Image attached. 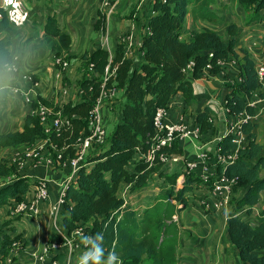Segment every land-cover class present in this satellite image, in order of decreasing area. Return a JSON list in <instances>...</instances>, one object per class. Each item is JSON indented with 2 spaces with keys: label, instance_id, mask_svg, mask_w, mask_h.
<instances>
[{
  "label": "trees",
  "instance_id": "16d2710c",
  "mask_svg": "<svg viewBox=\"0 0 264 264\" xmlns=\"http://www.w3.org/2000/svg\"><path fill=\"white\" fill-rule=\"evenodd\" d=\"M149 1L151 12H147L145 17L146 33L140 38L137 48V52L141 54L140 61H135L134 52L128 51L129 55H127L128 49L123 43H118L113 50L112 65L117 67L116 88L124 96L119 121L113 133L107 137L105 145L88 158L87 163L90 167H81L74 184L67 187L59 222L62 230L67 234L78 227H82L88 236L103 233L105 258L109 251H114L120 264L144 262L176 264L175 226L172 222L174 207L171 205L172 209L165 208L162 212L155 209L151 216L138 221L135 212L124 204L123 199L118 195L119 187L122 184L131 185V188L143 187L152 172V166L134 158L137 154H145L150 147L156 110L164 109L170 98L176 94H181L187 104L194 103L188 75L190 74L194 79L200 78L208 64L210 65L208 71L216 73L221 68L217 61L223 63L229 57L238 56L234 50L237 34L235 25L228 28L231 39L227 43L209 29L191 32L189 40L181 39L182 27L187 15L190 13L195 19H209L207 15L202 14V10L217 0ZM236 2L244 10L253 11L252 5L257 3L259 9L264 0H236ZM8 23L7 15L0 10V32L8 27ZM104 23L105 16L98 12L95 29L99 30ZM46 29L58 37L64 51L69 49L70 37L61 34L53 20L47 22ZM10 45L9 40L0 41L1 71L5 70V66L12 65ZM108 57V52L102 48L81 56L78 69L84 73L83 79L78 84L82 94L80 102L77 104L68 102L62 106L65 116L74 117L66 131L60 136L53 133L46 135L38 117L35 114L28 115L20 132L0 134V151L21 146L32 147L38 141H50L62 151L60 164L67 157H72L78 136L81 132L87 133L86 119L100 92V78ZM190 62H193L194 66L190 73L186 74L185 70ZM91 64L94 78L89 80L85 77L86 74H90ZM238 65L239 80L230 85V91L225 97V107L230 116L246 114L253 120L240 125L247 141L244 147L237 148L231 142L232 136H226L218 142L217 148L221 155L236 154V159L223 167H217L216 173L237 179L232 197L238 190L239 197L234 203L232 202L233 208L235 211L251 215L254 207L259 203L261 193L264 194V155L256 133L261 112L257 106H250L247 103V98L258 90L259 84L255 64L246 52L243 53ZM11 86V82L0 83V103L6 101ZM39 102L43 104L45 101ZM37 105V101L31 102L34 110ZM210 117L211 111L208 108L203 109L195 117V123L202 135L212 129ZM55 157L54 152L52 158ZM128 166L132 167L127 169ZM0 178H10L8 182L0 185V209L9 205L12 200L19 201L20 196L25 195L32 184H38L17 174L6 160L0 162ZM193 184H202L208 188L210 185L203 183L198 177V172L195 171L184 179L180 189L175 191L173 186L168 190L164 199L172 198L179 204H186L184 194L191 191ZM166 204L167 208L170 207L169 203ZM168 220L171 224L166 223ZM11 221L6 220L0 225V264H4L13 243L16 241L24 243L21 235L12 236L16 229ZM227 235L228 242L237 250L241 262L264 264V206L255 226L238 215L230 217ZM50 241H59V238L52 234ZM63 257V253H59L57 260L61 263Z\"/></svg>",
  "mask_w": 264,
  "mask_h": 264
},
{
  "label": "crops",
  "instance_id": "0c3cea01",
  "mask_svg": "<svg viewBox=\"0 0 264 264\" xmlns=\"http://www.w3.org/2000/svg\"><path fill=\"white\" fill-rule=\"evenodd\" d=\"M125 1L112 0L110 2L112 11L108 14V8L103 6L101 0H91L88 5L78 0L76 2L77 11L73 6L62 4L59 0H0V10L5 12L9 20L8 27L0 32V41L9 40L11 42L10 54L13 60L10 70L0 72V83H12L6 101L0 103V134L20 132L25 117L33 114L31 104L24 102L25 94L31 101H45L43 104L53 111L61 109L65 102L73 104L80 102L78 84L83 79L84 72L78 69L81 59H78L77 46L86 45L89 41L92 43L90 47L92 49L84 53L90 54L99 48L107 51L102 45L104 39L107 38L111 51V48L114 50L120 43V38L130 36L132 42L129 45V51L134 52L133 58L136 62L140 61L141 54L137 52V48L140 38L146 33L145 17L150 11L151 2L148 0L145 6L147 0H138L134 5L131 0ZM124 2L129 12L118 14L114 30H111L110 17ZM189 9L191 10V6ZM252 9L253 11L244 10L236 0H217L202 10V14L207 15L209 19H195L190 13L187 15L182 27V40H189L190 33L193 31L201 32L209 29L216 32L222 41L227 43L231 39L228 33L229 26L237 27L234 47L237 58L229 57L216 73H210L208 69H204L201 77L196 79L189 74L187 79L192 85L194 103L187 104L181 94H176L170 98L165 107L164 120L166 123H181L190 130L197 126L196 115L208 108L211 111L212 129L207 134H201L198 140L178 141L169 153L179 155L182 161L153 165L152 172L143 187L131 188V185L125 184L119 187L118 195L123 199L124 204L135 212L138 221L151 216L155 209L162 212L165 208L170 210L174 207L172 222L175 226L176 244L179 243V248H177L178 245L175 247L176 264H244L238 258L237 250L228 242V220L238 215L250 224L253 222L254 224L251 225L255 226L258 224L256 216L260 217L264 206V194L261 193L259 203L254 207L251 215L235 211L231 201L228 206L214 210L215 199L209 188L202 184H193L191 191L184 194L186 200L184 205L172 198L164 199L168 190L173 186L175 191L180 189L184 179L191 174L186 171L185 162L204 158L203 163L213 165L216 145L227 135L234 120L227 113L224 102L230 91V85L239 80L238 63L243 53L246 52L253 60L255 69L264 67V5L258 9L257 3L253 4ZM98 12L105 16V23L103 27L96 30L94 25ZM50 19L55 22L61 34H67L70 37V47L67 51L61 48L58 37L46 29V24ZM80 32H84V36H80ZM112 34H115L116 38L111 39ZM59 57L68 62L66 68L56 64L55 60ZM85 78L92 80L94 75L86 74ZM258 84V90L248 97L247 101H260L256 106L263 113L264 77L261 82L258 81ZM62 90L67 92L65 96ZM113 112L115 111L112 104L103 108L104 116H111L110 119L104 118L107 136L110 131L109 128L107 129L108 126L106 127V122L110 124L111 121L116 122L117 120ZM246 142L245 138L241 147H244ZM42 143L38 141L32 147L21 146L0 151V162L6 160L17 174L35 183L47 181L49 184L47 201L34 202V191L37 184H32L28 192L20 196L19 201L12 200L9 205L0 209V225L6 220H12V226L16 229L12 236L21 235L24 240L23 245L17 249L16 256L9 252L4 264H35L32 255L39 252L53 234L50 209L59 199L61 185L67 171L64 163H47L54 154L52 150H49L47 155V148L52 149L51 145L46 144L39 152L38 161L40 162L29 157V153ZM134 159L140 160V154H137ZM132 166H128L127 169ZM9 179L0 178V185L8 182ZM20 201L34 202L37 214L13 217L6 213V210L8 211ZM166 203H169L170 207L167 208ZM166 223L171 224V221L168 220ZM85 252H77L74 257L76 260L72 259L70 263L79 264ZM61 264H64L63 261Z\"/></svg>",
  "mask_w": 264,
  "mask_h": 264
},
{
  "label": "built area",
  "instance_id": "2783aa9c",
  "mask_svg": "<svg viewBox=\"0 0 264 264\" xmlns=\"http://www.w3.org/2000/svg\"><path fill=\"white\" fill-rule=\"evenodd\" d=\"M101 2L104 7L108 8V14L111 13L112 7L110 0H101ZM131 42L132 40L130 36L123 37L120 40V43L125 44L126 48L128 49L126 50L127 55H129L128 51L130 50L129 45L131 44ZM102 45L106 47L109 57L100 78V92L95 98L93 105L88 112V117L86 119L87 133L81 132V134L77 138L75 146L73 147V156L67 157V159L63 162L66 167L67 175L65 177V180L62 182L59 199L50 209V215L53 223V234H55V236L59 238V241L49 240L45 243V245L39 252L34 253L32 255V259L35 264H61L57 260V256L59 253H63L64 264H71L70 261L72 260L75 253L79 251H88V247L82 242V237L88 236L85 234L83 228L78 227L74 231L67 234L62 230L59 222L62 206L64 204L63 197L67 187L74 184L77 178V173L81 167L89 168L87 167V165H90L87 163L88 158L94 151L100 149L105 145L106 139L108 137L104 126L103 108L106 105H111L114 103L111 102L112 100L117 99L119 90L116 88L117 67L112 65L113 54L110 52L107 38L104 39ZM209 56H211V54H209ZM55 62L57 65L62 66V68H66L68 66V62L64 58H56ZM223 63L221 61H217V64L220 66H222ZM193 66L194 63L190 62L185 70V73H190V70ZM4 68L5 70H10L12 68V65H7ZM92 68L93 65H89L90 73ZM205 69L210 70V65H206ZM255 70L257 73L258 81L261 82L264 77V67H257ZM66 93L67 92L65 90H62V94L64 96L66 95ZM78 95L81 99L82 94L80 91L78 92ZM24 102L26 104H31L32 102L27 94L24 95ZM258 102L260 101L250 100L247 103L250 106H256ZM66 103L68 102H65V104ZM37 104L38 105L36 109H33L32 111L33 114L38 117L39 122L43 125L46 135L53 133L56 136H60L62 132L66 131L70 127L71 120L74 117L69 118L65 116L62 112V107L61 109L53 111L39 101H37ZM164 113L165 108L156 110L153 117L154 130L150 141V147L145 154H140V160L145 161L150 167L153 165H164L169 162L178 163L182 161V158L179 155H172L168 151L171 150L174 145L180 140H198L201 136V132L198 126L190 130L187 126L181 123H166L164 120ZM232 117L234 118V120L232 121L226 136H232L231 142L235 144L237 148H241L242 143L245 140V136L240 129V125L242 123L249 122L252 118L246 114ZM209 121H212L211 118H209ZM40 142L43 143L36 149L31 151L29 153V157H31L32 160L36 162H40L38 161V159H40L39 152L45 147L46 144H48L51 145L52 149L47 148V155L49 154V150H52L56 153V157L49 158L47 163L52 164L54 162H57L58 164H60L59 160L62 151L57 149L50 141ZM235 159L236 154H232L229 156L221 155L216 145L215 160L212 166L203 163L205 162L204 158H201L197 161H187L184 163V167L188 173L198 171L199 179L205 184L210 183L209 191L215 199L214 210L220 209L230 204L233 189L237 184L236 178H228L222 173L218 175L216 173L217 167H223L226 164L232 163ZM48 185L49 184L47 183V181L38 182L34 191V202H44L49 199ZM34 202H16L13 207H10L8 211L6 210V213L13 217L16 215L25 214L35 216L37 214V211L34 206ZM22 245V241H16L15 243H13L9 251L10 254L16 256L17 249H19Z\"/></svg>",
  "mask_w": 264,
  "mask_h": 264
},
{
  "label": "rangeland",
  "instance_id": "374dc122",
  "mask_svg": "<svg viewBox=\"0 0 264 264\" xmlns=\"http://www.w3.org/2000/svg\"><path fill=\"white\" fill-rule=\"evenodd\" d=\"M62 4H66L67 6H73V8H74V10H78V8H77V5H76V2L78 1V0H59ZM81 2H82V4H86V5H88V2H91V0H87L88 2H85L84 0H80ZM123 1H125V0H123ZM138 0H131V3L134 5V4H136V2H137ZM126 2V1H125ZM125 2L123 3V4H121L119 7H117L116 9H115V11L113 12V15L110 17V20H109V27H110V29L111 30H114V27H115V25H116V22H115V19L118 17L117 15L119 14H121L122 15V13H127L128 14V12H129V9H128V7L126 6V4H125ZM56 3V2H55ZM148 3V0H147V2L145 3V6H146V4ZM264 4V3H263ZM262 4V5H263ZM147 8V7H146ZM78 33V32H77ZM93 35V34H92ZM80 36H84V32L83 33H81L80 32ZM111 36V39H113V38H116L115 37V34H112V35H110ZM123 38V37H122ZM120 40H121V38H120ZM120 40H119V42H120ZM111 42H112V40H111ZM86 43V42H85ZM91 45H92V43H90L89 41H87V43H86V45H84V44H81V45H79V46H77V49H79L78 50V55H79V58L78 59H80V57L84 54V51H90L92 48H90L91 47ZM112 54H113V48H111V51H110ZM82 54V55H81ZM81 55V56H80ZM94 75V73H91V75ZM114 102V103H113ZM111 103H113L112 104V106H113V109H114V111L115 112H113L114 113V117H116V122H115V120H113V121H111L110 122V124H108L107 122H106V127H107V129L109 128V131H110V134H112L113 133V131H114V129H115V127H116V124L118 123V115H119V112H120V110H121V108H122V106H123V103H124V97H123V93L122 92H118V94H117V99H114V100H112V102ZM116 103H117V106H116ZM261 117H260V120L258 121V126H257V129H256V133H257V137H258V143L262 146V148H263V151H262V155H264V112L263 113H261V115H260ZM105 117H107L108 119H110L111 118V116L110 115H105L104 116V113H103V118H105ZM106 118V119H107ZM104 124H105V120H104ZM107 132H108V130H107ZM110 134H108V136L110 135ZM235 194V193H234ZM238 197H239V190L237 191V193H236V195H234L232 198H231V203L233 202H235V200H237L238 199ZM261 208V207H260ZM257 210L259 211V208H257ZM262 210H263V207H262ZM256 215V212L254 213V216ZM256 218H258L259 219V217L258 216H256ZM251 224L253 225L254 223L253 222H251ZM174 242V241H173ZM176 242H177V240H176ZM176 242H174V247H176L177 245H178V247L177 248H179V243H177L176 244ZM76 256V253L74 254V256H73V261H75L76 260V258H74ZM143 264H148L147 262H144Z\"/></svg>",
  "mask_w": 264,
  "mask_h": 264
},
{
  "label": "clouds",
  "instance_id": "9594fccd",
  "mask_svg": "<svg viewBox=\"0 0 264 264\" xmlns=\"http://www.w3.org/2000/svg\"><path fill=\"white\" fill-rule=\"evenodd\" d=\"M103 233L95 236H84L82 242L88 247L80 258L79 264H120L114 251H109L105 258V248L103 246Z\"/></svg>",
  "mask_w": 264,
  "mask_h": 264
}]
</instances>
